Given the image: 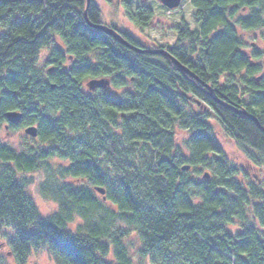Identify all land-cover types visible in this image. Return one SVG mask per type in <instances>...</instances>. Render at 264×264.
Here are the masks:
<instances>
[{
    "label": "trees",
    "instance_id": "1",
    "mask_svg": "<svg viewBox=\"0 0 264 264\" xmlns=\"http://www.w3.org/2000/svg\"><path fill=\"white\" fill-rule=\"evenodd\" d=\"M130 1L122 0L127 19L148 28L153 9ZM190 1L195 29L179 24L173 47L151 50L168 51L212 92L169 57L92 28L86 0H0V125L38 128L35 145L0 142V233H14L16 263L43 246L60 264H132L124 239L134 229L155 264H264V181L239 179L211 123L264 170V131L238 112L264 128L263 54L249 52L243 36L264 30V0ZM87 13L105 25L93 0ZM103 78L108 89L85 91ZM14 111L19 125L7 120ZM177 131L189 134L186 151ZM55 159L63 165L54 168ZM187 166L209 178L191 180ZM41 170L42 193L59 203L48 217L19 177Z\"/></svg>",
    "mask_w": 264,
    "mask_h": 264
},
{
    "label": "rangeland",
    "instance_id": "2",
    "mask_svg": "<svg viewBox=\"0 0 264 264\" xmlns=\"http://www.w3.org/2000/svg\"><path fill=\"white\" fill-rule=\"evenodd\" d=\"M100 8L102 12L103 23L108 27H115L119 31L127 32L134 38L139 40L142 45L147 48H158L162 47H173L177 41L176 27L184 22L188 23L192 30L195 29V24L193 22L194 9L191 5L190 0H182L179 8L174 10H169L165 8L158 0H131V6L134 9L141 5H146L153 9L155 17L146 29H141L136 27L131 23L126 15L123 8L122 0H93ZM247 15V14H246ZM244 41L246 44V49L249 52H253L255 49L263 54V58L260 61L264 65V30H254L247 31L243 33ZM48 51H43L40 56V66L44 67L47 61ZM225 77L223 78V80ZM87 81L84 85L85 91L87 93H92L89 90ZM123 90L109 89L108 92L119 97ZM211 123L215 127V135L218 138L220 144L222 145L230 166H234L240 170L239 179L245 183L255 182L257 184L264 181V170L257 168L250 164L247 160V156L244 151L236 144V142L231 139L226 132L223 130L222 126L217 120L212 119ZM179 145L184 148L186 147V142L189 138V134L181 131H177ZM0 142L7 145L13 149H20L29 147L30 145H35V141L32 137L26 135L25 129L21 128L18 131H13L9 129L6 124L0 125ZM186 151V150H185ZM188 154L187 152H185ZM54 168H58L63 165L58 159L50 161ZM200 171H196L194 168L189 169L188 177L193 181H201L203 174L209 173V170L200 168ZM242 170V171H241ZM24 180L26 185V191L33 199L36 204L40 214L44 217L51 216L59 210V203L51 196L46 197L42 193V185L46 182V174L44 171L35 172L31 174H20L19 176ZM72 182V181H70ZM100 198L101 196L98 195ZM201 200L196 197V202ZM82 221L75 220L72 224L71 229H75L79 223ZM123 228H128L122 225ZM239 226L232 225L230 230L232 232L239 231ZM132 233L124 239V244L128 250V254L131 258L132 264H155L149 256L142 254L143 240L139 232L134 229ZM264 233V231H263ZM14 233L10 230H4L0 233V245L6 243V250L9 249V237ZM0 264H16L15 260L8 258L6 251L0 246ZM26 264H60L55 257L50 252L49 248L40 246L35 249L29 256Z\"/></svg>",
    "mask_w": 264,
    "mask_h": 264
},
{
    "label": "water",
    "instance_id": "3",
    "mask_svg": "<svg viewBox=\"0 0 264 264\" xmlns=\"http://www.w3.org/2000/svg\"><path fill=\"white\" fill-rule=\"evenodd\" d=\"M87 1V5H86V11H85V19L88 25H90L92 28L99 30L103 33H105L106 35L115 38L118 42H120L122 45L127 46L128 48L139 52V53H149L152 55H162V56H167L169 57L171 60L174 61V63L179 66V68L183 69L185 72H187L189 75H191L192 77L196 78L199 82H201L194 74H192L190 71H188L187 69H185L184 67H182L176 60H174L171 55L168 53V51L166 50H162V49H157V50H151V49H141V48H136L134 46H132L128 41H126L123 36L120 34V32L114 30L111 27H108L106 25H95L92 24L89 19H88V9L90 7V3L92 0H86ZM165 8L169 9V10H174L180 7L182 0H158ZM202 83V82H201ZM203 86H205L208 90H210L209 92H212V89L210 87H208L206 84L202 83ZM88 88L90 91H95L97 89H108L110 87V81L108 79H92L88 82L87 84ZM240 114L247 116L249 118H251L252 120H254L256 122V124L259 126V128L261 130L264 131V128L260 125L259 120L254 117L253 115L249 114L246 111H238ZM23 119V114L17 111L14 112H9L7 114V120L8 122H10V124L12 125H19L21 123ZM25 133L26 135L32 137V138H36L38 136V128L36 126H30L27 127L25 129ZM190 169L189 166L185 167L183 170L184 171H188ZM205 178H209V173L205 174ZM96 191L99 192L102 195H105L106 191L105 189L101 188V187H97Z\"/></svg>",
    "mask_w": 264,
    "mask_h": 264
},
{
    "label": "flooded vegetation",
    "instance_id": "4",
    "mask_svg": "<svg viewBox=\"0 0 264 264\" xmlns=\"http://www.w3.org/2000/svg\"><path fill=\"white\" fill-rule=\"evenodd\" d=\"M0 246H1V248H3L6 251L8 258L11 260H14V257L12 255V253L10 252V250L9 249L6 250V243L1 244ZM16 264H18V263H16Z\"/></svg>",
    "mask_w": 264,
    "mask_h": 264
}]
</instances>
